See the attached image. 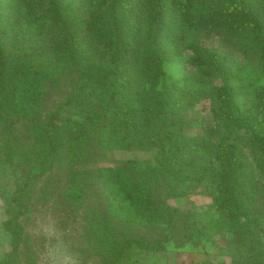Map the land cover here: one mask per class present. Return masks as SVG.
Here are the masks:
<instances>
[{"label":"rangeland","instance_id":"374dc122","mask_svg":"<svg viewBox=\"0 0 264 264\" xmlns=\"http://www.w3.org/2000/svg\"><path fill=\"white\" fill-rule=\"evenodd\" d=\"M236 1L244 14L264 19V0ZM6 2L12 4L9 10H27L23 0ZM52 2L63 40L50 44L54 17L49 15L33 20L24 49L6 45L7 54L1 56L7 77L0 88V264H103L126 237L136 241L120 264H264V153L252 145L244 118L264 89V65L248 42L247 27L238 41L199 30V54L211 71L207 80L189 60L190 50L183 49L181 60L165 59L155 94L157 112L137 110L135 117L145 142L118 133L124 144L118 148L103 138L123 103L125 93L116 88L120 78L101 75L85 91L77 88L86 73L114 66L129 47L131 14L118 5L113 19L107 0L101 2L105 7L91 0ZM81 13L88 17L87 55L74 47L84 25ZM17 27L10 26L8 34ZM141 71L135 81L148 96ZM220 89L228 99L218 96ZM55 112L60 147L51 169L40 175L44 140L36 131ZM236 156L251 172V196L246 211L237 220L224 217V226L209 240L199 233L200 214L220 216L215 202L223 194L221 163L230 164ZM141 163L153 169L152 183L140 177ZM105 167L126 172L152 195L166 218L152 224L120 218L99 176ZM73 179L83 188L81 199L70 196ZM21 208L24 233L15 249L9 219ZM93 212L110 226L102 242L91 222Z\"/></svg>","mask_w":264,"mask_h":264},{"label":"trees","instance_id":"16d2710c","mask_svg":"<svg viewBox=\"0 0 264 264\" xmlns=\"http://www.w3.org/2000/svg\"><path fill=\"white\" fill-rule=\"evenodd\" d=\"M27 10L16 11L11 3L0 0V88L2 81L7 77L2 67V54H7L6 45L13 49H24L27 39L32 36L33 20L53 16V29L50 33V44L57 45L63 39L62 30L59 27L60 14L52 0H23ZM70 2V0H68ZM95 5H101L102 0H91ZM113 19L116 18V7L123 5L131 14L130 44L112 67H98L86 73L78 85L77 92H83L97 76L108 78L119 77L118 87L124 91L121 107L114 112L112 123L108 126L103 140L111 146L123 147L118 139V133L128 134L138 144L146 140L145 132L139 130L136 122L137 110H145L148 114L156 113V91L163 76V62L168 60H181L183 49L190 50L193 55L189 60L201 72L203 80H207L211 74L208 63L201 57L199 30L225 35L237 40L240 33L247 27L249 31L248 42L255 50L261 53L264 65V19L258 15L244 14L240 2L236 0H107ZM9 4V6H8ZM229 7L230 10L225 7ZM84 8L82 7V10ZM234 9V10H232ZM238 12V13H232ZM13 14V15H12ZM88 17L80 14L82 25L81 35L74 39V47L78 54L89 53L88 44L89 27L86 22ZM85 21V22H84ZM16 27L12 34H8L9 27ZM88 30V31H87ZM146 37L143 40V35ZM142 70V90L148 94L143 96L138 83L135 81L136 73ZM131 73L134 79L131 80ZM219 97L228 99L227 93L220 89ZM146 102L149 108L146 107ZM2 101H0L1 103ZM154 105V109L152 106ZM59 112H55L41 129L36 131L38 138L44 140L42 150V163L39 174L46 173L53 166L54 156L60 147V139L57 132L60 129L56 118ZM231 119V116L228 117ZM245 121L252 131L250 138L252 145L264 153V89L258 93V101L255 107L250 108L245 116ZM126 146V145H125ZM223 162V161H222ZM223 165L222 196L216 200L215 208L219 217L211 212L201 213L199 233L211 240L213 233L222 229L225 223L224 217L237 220L239 214L244 213L245 203L251 196L247 191L249 185L250 170L243 157L236 156L230 164ZM170 169V167H168ZM138 172L146 183H152L155 174L153 169L141 163ZM99 176L104 180L105 191L110 199V207L113 212L118 211V216L127 222L139 221L152 224L164 220L166 215L161 206L153 201L152 195L143 187L138 186L126 172L118 167H105L99 169ZM83 188L72 180L70 196L81 199ZM23 208L19 209L9 222L15 236V249L19 247L23 239V225L19 221L24 214ZM99 213L93 212L91 222L96 230L99 241H103L105 227L110 226L101 220ZM240 227L238 224L236 228ZM136 241L135 238L126 237L124 242L112 254L110 261L103 260V264H120L124 255L130 251ZM240 243H244L241 237Z\"/></svg>","mask_w":264,"mask_h":264}]
</instances>
